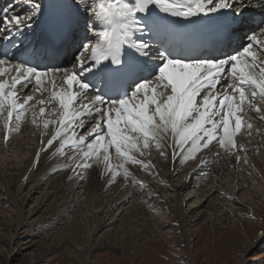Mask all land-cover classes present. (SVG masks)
<instances>
[{
	"label": "snow or ice",
	"instance_id": "1",
	"mask_svg": "<svg viewBox=\"0 0 264 264\" xmlns=\"http://www.w3.org/2000/svg\"><path fill=\"white\" fill-rule=\"evenodd\" d=\"M249 7L264 11V0H12L0 9L6 42L31 33L30 52L59 56L79 31L86 36L63 67L37 68L11 59L10 52L0 56L4 140L19 132L29 112L32 124L58 114V120L43 119L44 130L50 124L56 130L37 158L58 144L57 153L80 160L78 168L102 166L107 184L122 175L143 187L126 165L152 170L141 157L156 150L167 159L166 146L173 160L215 149L217 157L250 165L249 148L237 136L244 129L251 143L253 131H260L255 122L264 125V21L242 37V46L215 55L202 49L222 47L238 30H182L156 18L159 13L191 24L194 17L228 9L240 17ZM35 93L48 95L36 100Z\"/></svg>",
	"mask_w": 264,
	"mask_h": 264
},
{
	"label": "rangeland",
	"instance_id": "2",
	"mask_svg": "<svg viewBox=\"0 0 264 264\" xmlns=\"http://www.w3.org/2000/svg\"><path fill=\"white\" fill-rule=\"evenodd\" d=\"M72 59L65 60V65L62 66H66ZM40 97L41 95L35 93L36 99ZM50 117L57 119L58 114L44 118ZM237 137L244 140L246 134L241 133ZM252 138L259 140L257 136ZM48 139L40 141L39 146L41 143L46 145ZM3 145L0 140V146ZM51 148H55V145ZM6 149L4 154L0 153V165L10 168L13 165L11 160L22 165L26 156L10 149V145ZM208 153L207 150H202L196 154L205 159V165L197 159L192 163L190 159L185 166H178V175L172 178L173 185L180 184V178L183 179L189 171V174H193L189 179L193 178L192 180L198 182L195 186L189 183L188 187L182 188L179 193L168 189L169 186L167 188L164 183L165 176H158L167 173L168 167L164 162L168 159L155 164L157 161L153 154L141 157L145 162L155 161L152 170L127 164L128 168L138 172L140 181L152 184L155 191L162 193L159 197L155 192L152 193V198L147 204L144 202L149 195L146 193L147 189L136 194L138 192L134 191H138V186L132 179H121L124 180L121 183L118 182L120 179H116L114 183L107 184L100 166L97 167L93 162L92 166L84 171L77 168L80 160H76L78 164L75 161V174L79 171L85 172L82 177L84 179L78 175L79 180L85 182L88 179L91 193H84L83 182L74 187V180L70 181V184L73 183L70 189L74 187L75 191L66 190L64 197L69 195L68 200H74L59 210L58 206L64 198L56 200L50 188H47V193L53 194L50 197L47 194L43 198L42 190L46 187L44 185L36 191L32 188L30 195L27 188L23 189L22 195L27 194V197L22 201L23 209L19 212L15 210L11 195L6 194L0 186V264H264V151L258 148L255 151L249 147L247 156H251L250 165H244L241 161L237 166L235 157L230 158L235 160L233 167L236 168L228 169L233 173V179L228 170L223 173L220 171L221 176H215L223 159H220L221 156H215L216 161L209 162L206 158ZM112 156V163L118 161L114 153ZM179 170L183 173L179 174ZM5 172L8 174L6 179L9 184L13 183L14 178L9 175V171ZM249 172L252 174L249 175ZM147 173L153 177L150 178ZM245 175L247 179L244 178ZM102 179L103 183H106L103 186L109 187H106L107 190L99 187ZM130 183H134L133 186ZM214 184L220 185L216 187L217 191L213 187L211 193H205L207 188ZM118 185L121 186L119 192H113L114 186ZM129 190L135 193L134 198ZM115 193L118 198H125L120 207H112L113 203H109V200L111 202L116 199ZM88 194L87 200L81 199L83 195ZM105 194L109 195L108 201L100 205L99 200ZM176 196L183 200L186 233L178 224L173 212L164 209L166 205L174 206L172 199ZM139 197H143V201ZM162 200L166 201L165 205L161 204ZM39 202L41 204L37 209L36 203ZM152 203L154 209L147 208ZM141 204L144 208L147 207L141 208ZM70 205L74 207H68ZM126 209H129L127 212L132 216L127 215L125 218ZM249 215L255 216V219H249ZM256 242L257 244H254ZM251 243L254 244L252 247ZM244 249L247 251L243 252Z\"/></svg>",
	"mask_w": 264,
	"mask_h": 264
},
{
	"label": "bare ground",
	"instance_id": "3",
	"mask_svg": "<svg viewBox=\"0 0 264 264\" xmlns=\"http://www.w3.org/2000/svg\"><path fill=\"white\" fill-rule=\"evenodd\" d=\"M11 3L10 0H5L4 2H0V9H2L3 7H5L7 4ZM230 10V9H229ZM79 18L81 20H84L87 18V14L86 13H79ZM41 22L38 21V24H40ZM35 27V26H34ZM38 29V28H37ZM27 38H30L29 40V43L25 44L22 48L18 49L17 53L19 54V57L22 56L23 54H25V48H28V46L31 45V42L33 40V36L31 33H26L24 36H22V40H25ZM79 38H77L75 40V44H77L76 41H79L78 43L81 42V40H78ZM19 44H20V40L17 41ZM74 44V43H73ZM72 44V46H73ZM71 46L70 50L67 52V55L65 57V60H70L72 59L73 57H75V54L79 51V48L82 47V44H77V45H74L73 47ZM3 47V45H0V49ZM5 47V46H4ZM2 51L0 50V56L2 55L1 54ZM71 54H73V56L71 57ZM71 57V58H70ZM37 59V58H36ZM14 60V59H13ZM65 60H62L60 62H58L57 64H52L49 63L47 64V66H44V67H37L36 65H32L34 67H37V68H46V67H63L62 65H65L64 64V61ZM73 60V59H72ZM27 57H25L23 59V61L21 63H25L27 64ZM34 64H38V59L37 61L34 62ZM37 95H40V93H36ZM48 95V93H45L44 94V97H46ZM44 97H40L36 100H39L41 98H44ZM35 101H33L34 103ZM38 108L39 106H37V109L36 111L38 112ZM51 118V117H50ZM48 118V119H50ZM43 119L45 118H40V117H37V124H32L31 123V120H32V116H31V112L27 113L26 114V118L25 119H22L21 121V127H20V130L18 133H15V134H9V140L8 141H5L4 140V136L6 135V130L4 128V118L2 116H0V140L2 141V144H4L2 147L0 146V153L1 154H4L5 151L7 150L6 148L8 147V145H10V149L14 150L15 152H18L19 154L21 155H25L26 158L23 160L22 162V165L20 163H14L13 160L12 163V167L10 168H5L3 165H0V186L2 187L3 191L6 192V194L8 195H11V198L15 204V210H17L18 212L23 209L22 206H21V203L23 200H25V198L27 197V194L26 195H22V191L23 189L27 188V193H29V195L32 193L31 189H35L34 191H36V189H41L40 186L41 185H44L46 186L45 188H43V198L48 194L47 193V188H50L51 191L53 190V193H54V196H56V200H58V198H64L62 199V202L60 203V205L58 206V209H61V208H65L66 207V204H68L69 202L73 201L74 199L72 200H68L69 199V195L64 197L65 193H66V190L69 189L70 192H72L73 190L75 191V188L74 187H77V185L81 182L82 185H83V188H84V193L86 194L87 191H89V194L91 193L90 190L91 189V184L89 185L88 184V179L84 181H81L79 180V176L76 172V169L78 168H75L74 165L75 162H73L72 160L70 159H66L65 158V155L63 153H57L56 152V147H58V144H55V148H47L45 151H42L40 152L39 154V157L37 158V155L36 153L41 149L43 148L45 145L44 143H41L40 146H39V142L40 141H45V139L47 138H51V133H53L55 130H56V125H53V124H50L49 125V128L47 130H44L43 129ZM53 119V118H51ZM59 119V115L57 117V120ZM15 121L13 120V123ZM257 127L259 128V133L256 132V131H253V134H252V137H255L257 136L259 138L258 141L254 140L252 137H251V143H249V137L246 135V138H240V137H237V142L238 143H243L245 144L248 148H252L253 150L256 151V149L258 148L259 150H263L264 151V135H261L260 133H264V125H260L258 121L255 122ZM241 132H243V134H245V130L243 129ZM46 144V142H45ZM165 151L167 152V155H168V160L164 162V164H167L166 166L168 167L167 168V173L165 175L163 174H159L158 176H165L166 177V181L164 182L165 184H167V188L169 186L168 189H173L174 191H176L177 193H179V191L182 189V188H186L187 185H189V183L193 184L195 186V184L197 185L198 182H196V180H192L193 178H190L189 179V176H192L193 174H189V172L186 174V171L184 172V175L185 177L182 179V177L180 178V181H182L180 184L178 183L177 185H173L172 184V178L173 176H175L177 174V168L178 166H181V165H184L185 166V163L187 161H191L192 163L194 162L193 160L194 159H197L200 161V163L202 164H206V161H204L202 159V157L200 155H195V158L193 159H189V160H181L180 156L177 155V158L175 160L172 159V149L171 147H168L166 146L165 147ZM252 151V150H251ZM153 155L152 156H155V160L157 162H155V164H158L159 162H163L162 160L164 159L162 156H160L159 152L156 151V150H153L152 151ZM248 153V152H247ZM255 153V152H254ZM243 154V153H242ZM150 155V156H151ZM17 156V154H16ZM217 151L214 149L212 152H209L206 156L207 158V161L209 162H215L217 157ZM222 158L220 159H223L222 162H221V168H218V170L215 172V176H221V174L224 172V171H227L229 169V167H231L232 169L233 168H236V167H233L235 165V160L233 159H228V158H225L223 156V154L221 153L220 155ZM243 156V155H242ZM60 158V160H59ZM62 158V159H61ZM201 158V159H200ZM204 158V157H203ZM232 158V157H231ZM248 158H251V156L249 155ZM254 158V157H253ZM235 159V158H234ZM8 160V159H7ZM257 160V159H255ZM33 161H36V164L35 166L33 167ZM198 161V162H199ZM258 161V160H257ZM73 162V163H72ZM78 161H76L77 163ZM117 162L119 161H115L113 163L114 164H117ZM154 162H149L148 160L146 161V163H151V164H154ZM197 162V161H196ZM195 162V163H196ZM197 162V163H198ZM250 162V160H249ZM253 162V161H252ZM255 162V161H254ZM189 163V162H188ZM208 163V162H207ZM78 164V163H77ZM214 164V163H213ZM71 165V166H69ZM95 165V164H94ZM96 166V165H95ZM217 166V165H216ZM98 167V166H97ZM96 167V168H97ZM101 167V170H102V166ZM127 167V166H126ZM134 167V166H133ZM141 168L140 166L138 165H135V168ZM183 167V166H182ZM95 168V170H97ZM214 168V167H213ZM224 168V169H222ZM9 171V175H11L13 178H14V181L13 183H10L9 184V181L6 179V172L5 170ZM190 169V168H189ZM192 169V168H191ZM75 170V171H74ZM81 170V169H80ZM93 170V169H92ZM251 170V168H250ZM249 170V171H250ZM89 171V170H88ZM87 171V172H88ZM100 171V170H99ZM129 171L130 173L132 174V176L135 178V180H137V182L141 185H143V187H138V191H134V192H138L136 194H139L140 191L142 192H145V189H147L146 193L148 192V197L146 198V200L144 201L146 204L147 202H149V199L151 200V194L155 192V195L158 197L160 196V194H162L160 191H155V189L152 188V184H148V183H143L142 181L139 180V177L140 175L138 174V172L135 170V169H132L129 167ZM180 171V170H179ZM199 171V170H198ZM220 171L222 172L220 174ZM229 171V170H228ZM245 171V170H244ZM80 172V171H79ZM91 172V170L89 171V173ZM230 172V171H229ZM246 172V171H245ZM244 172V173H245ZM85 173V172H84ZM183 171L179 174H182ZM88 174V173H87ZM101 174V173H100ZM92 176V173L90 174ZM103 175V174H102ZM147 175L151 178L153 177L152 174L150 173H147ZM178 175V174H177ZM233 173L231 174V172L229 173V176H231V178L234 176H232ZM235 175V174H234ZM87 176V175H86ZM85 176V177H86ZM180 176V175H179ZM93 177V176H92ZM95 177V176H94ZM88 178V177H87ZM144 178V177H142ZM149 178V179H150ZM232 178V179H233ZM244 178H246V175L244 176ZM243 178V179H244ZM84 179V178H82ZM101 179V178H100ZM117 179L119 180L118 182L121 183V182H124V180H121V179H124L122 175L118 176ZM247 179V178H246ZM44 180H47V182H45ZM74 180L75 182V186L73 188L70 189V186L73 185L70 184L69 182ZM191 180L193 182H191ZM226 180V179H225ZM176 181V180H175ZM222 181V180H221ZM255 182V180H253ZM90 182V181H89ZM126 182V181H125ZM163 182V181H161ZM206 182V181H205ZM212 182V181H211ZM217 182V181H216ZM258 182V180H257ZM58 183V184H57ZM127 183V182H126ZM215 183V182H214ZM106 184V183H103V179L101 180V182L99 183V187L102 188L103 190H107V188L109 187H104L103 185ZM123 184V183H122ZM131 186H133L134 183H130ZM208 184V183H207ZM212 184V183H211ZM222 184V183H221ZM57 185V186H56ZM119 186V185H118ZM114 186V190L113 192H116L118 191V189L120 190L121 186ZM123 186V185H122ZM130 186V187H131ZM217 186H220V185H211L210 188H207V190L205 191V193L207 192H210L211 193V190H213L214 188H216ZM152 189H151V188ZM188 187V186H187ZM214 187V188H213ZM190 188V186H189ZM192 188V187H191ZM190 188V189H191ZM213 188V189H212ZM77 189V188H76ZM101 189V190H102ZM128 189V187H127ZM102 190V191H103ZM73 191V192H74ZM216 191H217V188H216ZM119 192V191H118ZM130 193H128L127 195L129 196L130 195H133V198H134V192L129 190ZM4 193V192H3ZM52 193V194H53ZM145 193V194H146ZM52 194H48L50 197ZM88 195H83L81 199H86L87 200V196ZM108 194V193H107ZM116 194V193H115ZM145 194H142V195H145ZM205 195V194H204ZM212 195V194H211ZM147 196V195H146ZM178 196V195H177ZM174 197V199H172L174 201V206L173 207H170V205H166V207L164 206V209H168L170 211L173 212V215L175 216L178 224L180 225V227H182V230L186 233V226H185V223H184V212L182 211V201L181 198L179 197ZM231 196V195H229ZM30 197V196H29ZM107 197H109V195L107 196L106 194L100 198L99 200V204L101 205L103 202L105 203V201L107 200ZM145 197V196H144ZM233 197V196H232ZM21 198V200H19ZM79 198V199H80ZM139 198H142V201H143V197H139ZM156 199V198H155ZM158 199V198H157ZM161 199V198H160ZM163 199V198H162ZM103 200V201H102ZM125 201V198H121V197H117V194H116V199L114 201L109 200V203H113V206L112 207H120L121 206V202L122 201ZM20 201V203H19ZM108 201V200H107ZM161 201V200H160ZM42 202V201H41ZM41 202L39 203H36V207H40V204ZM115 203V204H114ZM166 201L165 200H162L161 204L165 205ZM149 204V203H148ZM159 204V203H158ZM168 204V203H167ZM201 204V203H200ZM76 205V204H74ZM138 205H140L138 203ZM142 205V204H141ZM77 206V205H76ZM37 207V209H38ZM68 207H74L72 205L68 206ZM136 207V206H134ZM147 207V206H146ZM145 207V208H146ZM141 208H144V205L141 206ZM144 208V209H145ZM147 208L149 209H154V203H152L150 206H148ZM138 209V208H137ZM148 209V210H149ZM36 210V209H34ZM129 209H126L125 213H124V216L125 218L127 217V215H129L130 212H127ZM141 210V209H140ZM81 211V210H80ZM79 211V212H80ZM142 211V210H141ZM150 211V210H149ZM148 211V212H149ZM35 212V211H34ZM134 212V211H133ZM139 213V212H137ZM133 214V213H132ZM151 214V213H150ZM131 215V214H130ZM129 215V216H130ZM138 216L140 214H137ZM143 215V214H142ZM132 216V215H131ZM146 216V215H145ZM136 217V216H135ZM129 219V218H128ZM127 219V221H128ZM150 221V220H148ZM147 221V222H148ZM101 226V225H99ZM98 226V227H99ZM262 236H264V234H262ZM264 238V237H263ZM254 244H257L254 243ZM253 243H251V247L252 245H254ZM248 246V245H246ZM252 249V248H250ZM247 251V249H244L243 252ZM85 254V253H84ZM87 255V254H86Z\"/></svg>",
	"mask_w": 264,
	"mask_h": 264
}]
</instances>
